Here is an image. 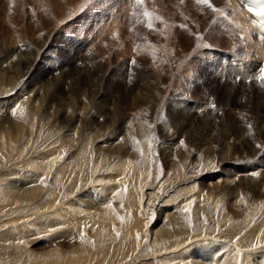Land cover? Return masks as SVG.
Returning <instances> with one entry per match:
<instances>
[{
	"label": "rangeland",
	"instance_id": "rangeland-1",
	"mask_svg": "<svg viewBox=\"0 0 264 264\" xmlns=\"http://www.w3.org/2000/svg\"><path fill=\"white\" fill-rule=\"evenodd\" d=\"M217 1L214 8L200 0H85L71 13L66 4L50 12L48 5L54 0H0V132L10 133L6 149L0 150V172L6 175L5 182L16 180V189L43 186L30 201L41 202L36 206L29 203L17 209V204L0 202V264H40L35 258L47 246L68 250L74 241L62 233L68 225L63 223L62 228L61 222L71 218L70 212L76 217L77 204L100 208L95 202L100 195L109 198L108 182H116L114 168L120 160L140 181L132 184L130 194L126 187L118 190L123 193L110 200L112 207L117 201L127 202V197L132 201L138 189L141 194L148 191L142 178L148 183L156 177L154 186L167 179L160 185L162 197L171 200L165 208L180 223V217H186L183 237L201 232L193 240L213 238L216 251L206 249L201 258L197 241L190 238L182 264H217L229 248L227 239L230 243L257 239L264 228V76L241 75L247 62L259 66V48L252 47L246 56L235 51V59L231 56L222 63L224 53L235 46L241 51L245 39L231 34L220 16L221 9L233 14L232 8H225L229 1ZM255 40L250 38L249 45ZM236 65L241 73L233 76L231 67ZM62 114L71 122H62ZM0 180L4 183V178ZM197 194L211 203L210 215H194ZM146 201L140 200L138 206L145 205L146 211L156 206H146ZM118 212L117 220L108 223L120 236L130 220ZM225 215L234 221L225 224ZM2 218L11 224L1 225ZM81 226L82 236H89L86 245L93 248L85 264H98L96 258L107 247L108 254L113 247L122 254L111 264H126L132 251L142 249L141 239L134 248L131 237L119 245L111 241L114 235L104 234L109 240L101 234L100 239L89 224ZM258 245L264 247V240ZM159 253L153 255L164 252ZM68 256L73 259L70 252ZM77 259L84 261L80 253ZM145 259L147 264L179 261L150 255Z\"/></svg>",
	"mask_w": 264,
	"mask_h": 264
},
{
	"label": "bare ground",
	"instance_id": "bare-ground-1",
	"mask_svg": "<svg viewBox=\"0 0 264 264\" xmlns=\"http://www.w3.org/2000/svg\"><path fill=\"white\" fill-rule=\"evenodd\" d=\"M217 0H200V2L203 4V5H207L208 7L209 6H213L214 8H216L215 7V2H216ZM227 2L228 1H230V0H226ZM85 2V0H54V5L52 6L51 5V3L48 5V6H50V8H51V10H50V12L51 11H55L56 9H58V8H60V6L59 5H61V4H66V6L68 7V9H70V11H71V13L74 11V10H76V8H78L82 3H84ZM90 2V1H89ZM217 2H219V1H217ZM227 4V3H226ZM236 2H231V4L230 5H226V7L224 6V5H218L219 7L221 6V7H225V8H232V9H230V11L232 10V12L234 13L235 12V14H236V18H234V20H240L243 16V14H240V15H238V13L234 10V8L236 7ZM65 6V5H64ZM200 8V7H199ZM211 8V7H210ZM80 9V8H79ZM79 9H77V10H79ZM76 10V11H77ZM200 10V9H199ZM213 10V9H212ZM216 10V9H215ZM75 11V12H76ZM196 11V10H195ZM198 11V10H197ZM196 11V12H197ZM216 12V11H215ZM231 13V12H230ZM195 14V13H194ZM199 15V14H198ZM56 16V15H55ZM189 17V16H188ZM192 17H194L193 16V14H192ZM190 19V18H189ZM188 19V20H189ZM196 19V18H195ZM192 20V19H191ZM197 20V19H196ZM198 21V20H197ZM196 21V22H197ZM199 21H200V19H199ZM198 21V22H199ZM189 22V21H188ZM164 27H166V26H164ZM185 27H186V25H185ZM195 27V26H194ZM197 27V26H196ZM166 29H167V27H166ZM187 29V28H186ZM165 30V29H164ZM163 29H162V31H164ZM190 30V29H189ZM234 29L233 28H231V30L230 31H233ZM174 32V31H173ZM172 32V33H173ZM166 33V32H165ZM171 33V32H170ZM198 33V32H197ZM162 34V33H161ZM169 34V33H168ZM163 35H164V33H163ZM172 35V34H171ZM167 37V36H166ZM174 38V37H173ZM250 38V37H249ZM256 44H257V42L256 43H254V50L256 51V49L255 48H259V46H256ZM253 45V44H252ZM262 48H259V50H258V52H259V54H260V58H261V56H262V50H261ZM175 52V51H174ZM231 52V54H236L235 52H232V51H230ZM33 60V59H32ZM20 61V60H19ZM246 62V61H245ZM33 63V62H32ZM259 63H260V61H259ZM29 64V63H28ZM247 64L248 65H245V68H243L245 71L243 72V73H241V69L236 65V67H234V66H232L231 67V69H232V71L233 72H235V75H233V76H236L237 74H240L241 73V75H242V77L243 78H245V77H248V75H250V76H252L253 74H256V71H257V69L259 68V66H258V64H256V63H254V62H247ZM30 66V65H29ZM15 69V68H14ZM20 69V68H19ZM252 69H254V70H252ZM250 71H253V73L252 74H250ZM19 72V71H18ZM223 73V72H222ZM17 74V73H16ZM79 75V74H78ZM78 87V86H77ZM74 88V87H73ZM52 94V93H51ZM68 96V95H67ZM148 96V95H147ZM60 97V96H59ZM152 102V101H151ZM6 103V102H5ZM150 105V104H149ZM152 105V104H151ZM43 112V111H42ZM149 113V112H148ZM57 114V113H56ZM45 115V114H44ZM23 116V115H22ZM114 116V115H113ZM67 116H65L64 114H62L61 115V118H62V122H66V123H69V122H71V120L70 119H68V118H66ZM68 117H70L71 118V114H69L68 115ZM47 118V117H46ZM115 118V117H114ZM147 118V117H146ZM68 120H70V121H68ZM115 120H117L116 118H115ZM112 121V120H111ZM114 121V120H113ZM115 123H117V122H115ZM12 125V124H11ZM19 126V125H18ZM17 126V124H16V127H18ZM65 126V125H64ZM115 126V125H114ZM1 127V126H0ZM7 128H9V127H7ZM119 128V127H118ZM2 129V128H1ZM5 129V128H4ZM24 129V128H23ZM85 129V128H84ZM181 129V128H180ZM193 129V128H192ZM117 130V129H116ZM195 130V129H194ZM1 131V130H0ZM118 131V130H117ZM150 131V130H149ZM5 132V131H4ZM3 131L2 132H0V150H5L6 148H5V141L6 140H8L9 139V135H10V133H4ZM8 132V131H7ZM20 132V131H19ZM116 132V131H115ZM9 134V135H8ZM12 135H14V132H13V134ZM166 134L165 133H162V137L164 138V136H165ZM194 135V134H193ZM12 138H15V137H13V136H11ZM196 137V136H195ZM191 138V137H190ZM198 138V137H197ZM196 138V139H197ZM98 140V139H97ZM189 140V139H188ZM198 140V139H197ZM64 141V140H63ZM84 141H86V140H84ZM200 141V140H199ZM75 142V141H74ZM79 142V141H78ZM70 143V142H69ZM82 143V142H81ZM7 144H9L8 142H7ZM71 144V143H70ZM85 145V144H84ZM86 146V145H85ZM7 147V146H6ZM153 147V146H152ZM5 148V149H4ZM102 149V148H101ZM106 149V148H105ZM75 150V149H74ZM103 150V149H102ZM127 150V149H126ZM97 151V150H96ZM83 152V151H82ZM87 152V151H86ZM104 152V151H103ZM113 153V152H112ZM2 154V153H1ZM9 154V153H8ZM80 154H81V152H80ZM125 155V154H124ZM30 156V155H29ZM133 156V155H132ZM51 157V156H50ZM108 157V156H107ZM124 157V156H123ZM114 158V157H113ZM116 158H118V157H116ZM79 159H82L81 161H82V163L84 162V159H85V157L84 156H82L81 158H79ZM97 159V158H96ZM107 159V158H106ZM0 160H1V158H0ZM119 160V159H118ZM135 160V159H134ZM102 161V160H101ZM1 162V161H0ZM28 162H30V163H34V162H32V160H29ZM79 163H80V161H78ZM29 163V164H30ZM81 163V164H82ZM85 163V162H84ZM93 163V162H92ZM24 164V163H23ZM129 164V163H128ZM132 164V163H131ZM83 165V164H82ZM157 165H158V163H156V167L155 168H158L157 167ZM26 166V165H25ZM24 166V167H25ZM28 166V165H27ZM32 166H34V165H32ZM84 166V165H83ZM31 167V166H30ZM46 167V166H45ZM45 167H42V169L44 170L45 169ZM50 167V166H49ZM73 167V166H72ZM97 167V166H96ZM127 162L124 160H120V162H118V164H116L115 165V170L117 171L116 172V174H115V179L114 180H116V182L117 181H119L118 182V184L116 185V182L115 183H111V182H108L109 183V188L107 189L108 191H107V193H108V195H110L109 196V198L108 199H105L104 197H102L101 195V197L99 196V200H98V203L97 202H95L96 204H98L99 205V209H98V206L96 207L95 206V208H90L89 206H86V205H83V204H77V207H76V205H75V207L74 208H76L75 209V211L77 210V212L79 213V217L77 216L78 215V213H77V215H76V217H74L73 218V214H74V212H73V214H72V212H70V213H68L69 214V217H70V215H71V218H68V221H67V217H64V216H66V215H63V214H61L64 218H66V220H64L63 222H61V227L63 228V227H65V226H63V223L65 224V223H67V225L68 226H66L65 228H64V230H62V233H64V235L65 234H67L68 235V237L70 238L69 240L72 242V241H74V242H72L71 244V246H69L70 248H68V250H66V249H64L61 245H55V246H47L48 248H46V249H44V251H42L39 255H38V253H37V258H35L36 259V261H37V259H38V261L40 262V264H41V261H42V263H44V264H46V260L48 259V258H51V261L49 262V263H47V264H51V262L53 263V264H70V263H68L69 261L72 263V264H85L86 262H88L87 261V259H88V252L91 250V249H93L92 247H89L88 248V246L86 245V243H87V241H88V239H89V236H88V239L86 238V237H84V236H82V234H81V231H82V227L83 226H81V225H83V224H89L90 226H91V232L93 231V233L94 232H97V233H99L100 234V236H99V238L101 239V238H104V237H108L109 235L108 234H110V236L111 235H114L115 233L114 232H112V231H114L113 230V226H112V223H108V222H110V219H111V221L112 220H117V212L118 211H120V212H122L121 214H123L124 216H125V219L126 220H130L129 221V223H127V225H125L126 227H127V230L125 231V232H123V231H121V232H123L120 236H118V235H114V236H112L113 238H112V240L109 238V240H111L112 242L113 241H117L118 243H119V245H120V243L124 240L123 238H125V237H131V239H130V244H131V247L134 245H136V243H137V239H141V242H142V249L140 250V251H138L137 253H135L134 251H132V254H133V258L132 257H130V258H132V259H130L129 258V260L130 261H128L126 264H147L148 262H147V259H145L146 257L148 258V256L150 255V257H152L153 256V258H160V260L162 261V260H164V261H168L169 260V257H170V259L172 258V259H179V261H180V263H181V260H182V258L184 259L185 257H188V256H186V252H185V250H186V248H188L189 247V245H190V243L188 242V240L190 239V238H192V242L193 241H197V244H194L196 247V251L198 252V254L200 255V258H201V256L203 255V257H204V255H205V250L206 249H208V251H209V248L212 250L211 251V253H214L215 251H216V249H215V247H214V244H213V241H212V239H211V237H210V239H211V241H210V239L208 238V236H205V237H201V238H196L195 240H193V237H195V235H200L201 234V232L200 233H196V234H193V236H189V237H187L186 235L183 237V233H181L182 231H183V229H185L186 228V217H180V219H182V221H181V223L178 221L179 219V217L178 218H175L174 216H173V214H172V216H169V213H168V211H169V209L168 208H165L166 206H168V204H170V203H168L167 204V201H171V200H169V199H167V197L165 196L164 198L162 197V193H163V190H162V186H160V185H164L165 183H166V181H167V179H165L164 181H163V183L162 184H160V182L157 184V186H154L155 185V183L157 182V181H155V179H156V177H153L154 179H153V181L151 180L150 182H148V183H146V179H144V178H142V183H143V186L144 187H146L147 189L146 190H148V191H145L143 194H141L140 192H139V189H138V191L136 192V193H134V198H133V200L132 201H130L131 200V198H130V200L128 199V197H127V202L125 203V202H123L124 203V206H122L123 205V203L122 202H120V201H115L116 202V204H114L115 205V207H112V203L110 202V200H116V198H118V193H120L118 190H120L121 188L123 189H125V187L126 188H128L129 189V193L128 194H130L131 193V186H132V184H134V183H136L137 184V182H139L140 181V177L138 176V175H132V173L131 172H129L128 173V168L129 167H127ZM79 168H82L83 169V167H79V165H78V169ZM140 168V167H139ZM87 169H89L88 167H87ZM1 170V169H0ZM3 170V169H2ZM1 170V171H2ZM40 170V169H39ZM84 170H85V168H84ZM96 170V169H95ZM9 171V170H8ZM7 171V172H8ZM27 171V170H26ZM36 171V170H35ZM4 172V171H3ZM32 172V171H31ZM136 173V172H135ZM35 175V174H34ZM100 175V174H99ZM30 176V175H29ZM135 176H137V177H139V178H137L135 181L133 180V177H135ZM34 177V176H33ZM0 178H4V183H1V180H0V202L1 201H3L4 202V204L5 203H7V204H12V206L13 205H16L17 204V209H19V207L20 208H22L21 206H26V205H28L29 203H31L30 201H32V199H36V197H38L39 196V192L43 189V186L41 185V184H35V182H34V184L35 185H32V187L31 188H29V189H27V190H20V189H16L15 187L16 186H18L17 184L16 185H13V183H15L16 182V180L15 181H9V182H5V179H7L6 178V175H4V174H2L1 172H0ZM15 178V177H14ZM24 180V179H23ZM34 180V179H33ZM97 180V179H96ZM99 180V179H98ZM264 180V179H263ZM8 181V180H7ZM25 181V180H24ZM135 184V185H136ZM226 184V183H225ZM135 185H134V188H135ZM15 186V187H14ZM30 186H31V183H30ZM20 187V186H19ZM151 187H153V189H155L153 192H151V191H149V188L150 189H152ZM23 188V187H22ZM70 188V187H69ZM117 188V189H116ZM102 189V188H101ZM105 189V188H104ZM116 189V190H115ZM128 189H127V191H128ZM71 191V190H70ZM118 191V192H117ZM165 191V190H164ZM55 192V191H54ZM117 192V193H116ZM204 192V191H203ZM56 193V192H55ZM121 193H123V192H121ZM120 193V195H122ZM205 193V192H204ZM54 194V193H53ZM119 195V196H120ZM138 195H140L139 196V198H138ZM164 195V194H163ZM85 196V195H84ZM126 196H127V194H126ZM197 196V198H198V200H197V202H196V204H198L197 205V207L194 209L195 211V213H194V215L196 214L197 215V218H200L201 216L203 217V214H205V213H207L208 215H210V212H209V207L208 206H211V205H209V204H211L210 202H208L207 203V201H205L206 199H205V196L203 195V194H197L196 195ZM121 197V196H120ZM119 197V198H120ZM132 197V196H131ZM88 198H90L91 200H94V201H97V200H95V198H91L90 196L88 197ZM123 198V197H122ZM210 198V197H209ZM46 199V198H45ZM145 199H147V201H146V206L147 205H151V204H154V203H156V206H153V208H151V206H150V209H149V211H148V209H147V211H146V209L144 208L145 207V205L144 206H138V203H139V201L140 200H145ZM44 200V199H43ZM50 200V199H49ZM52 200H54V199H52ZM187 200V199H186ZM201 200V202H199ZM242 200V199H241ZM42 201V200H41ZM114 202V201H113ZM114 202V203H115ZM132 202V203H131ZM235 202V201H234ZM2 203V202H1ZM41 202H35L34 204H32V205H37V204H40ZM74 202H70L69 204L70 205H72ZM141 203V202H140ZM181 203V202H180ZM3 204V203H2ZM216 204H217V201H216ZM220 204H221V202H220ZM157 205H161L162 206V208L161 209H163V211L165 212V214H166V211H167V214L165 215V216H161V214L163 213V212H161V209L160 208H158L157 209ZM171 205V204H170ZM194 205V204H193ZM214 205V204H213ZM212 205V206H213ZM11 206V207H12ZM41 206H43V204L41 205ZM176 206V205H175ZM182 206V205H181ZM195 206V205H194ZM138 207H140V208H138ZM159 207V206H158ZM180 207V206H179ZM186 207V206H185ZM149 208V207H148ZM211 208H213V207H211ZM220 208H222V210L224 209V207H220ZM25 209V207L23 208V210ZM178 209V212H179V210L181 209V208H177ZM176 209V210H177ZM6 210V209H5ZM12 210V209H11ZM208 210V211H207ZM213 210V209H212ZM51 211V210H50ZM187 211V210H186ZM210 211H211V209H210ZM24 212V211H23ZM35 213H36V211H34ZM53 212V211H52ZM181 213H182V211H180ZM216 212V211H215ZM31 213V212H30ZM37 213H39V212H37ZM36 213V214H37ZM49 213H51V212H49ZM56 213V212H55ZM55 213H52V214H55ZM119 213V212H118ZM219 213H221V212H219ZM2 214H3V211H2ZM15 214V213H14ZM17 214H19V213H17ZM24 214H26V213H24ZM24 214H22V215H24ZM34 214V213H33ZM35 214V215H36ZM44 214V213H43ZM59 214V213H58ZM59 214V215H60ZM188 214V213H187ZM226 214V213H225ZM38 215V214H37ZM42 215V214H41ZM55 215H57V213L55 214ZM82 215V216H81ZM123 215H121L122 217H124ZM164 215V214H163ZM175 215V214H174ZM195 215V216H196ZM227 215V214H226ZM225 215V220L226 221H224L225 222V224H226V222H228V224H230V223H232L234 220L233 219H230L229 217H227ZM43 216H45V215H43ZM47 216H49V215H47ZM81 216V217H80ZM177 216V215H176ZM185 216V215H184ZM229 216V215H228ZM5 217H7V216H5ZM32 217H34V216H32ZM39 217V216H38ZM49 217H51V216H49ZM49 217H48V219H49ZM53 217H54V215H53ZM52 217V218H53ZM58 217V216H57ZM62 217V218H63ZM14 218V217H13ZM23 218V217H22ZM25 218V217H24ZM23 218V219H24ZM27 218V217H26ZM196 218V217H195ZM223 218H224V216H223ZM2 219H4V222H2L1 223V225H6V224H8V223H10V221H9V219L8 218H2ZM29 219V218H28ZM104 219H106V221H104ZM36 220V219H35ZM63 220V219H62ZM119 220V219H118ZM122 220V219H121ZM189 220V219H188ZM196 220V219H195ZM233 220V221H232ZM24 221V220H23ZM33 221H34V219H33ZM44 221H46V220H44ZM52 221H53V219H52ZM77 221V224H74L75 222ZM120 221V220H119ZM201 221L203 222V220L201 219ZM264 221V220H263ZM36 222V221H35ZM42 222V221H41ZM47 222H48V220H47ZM107 222V223H106ZM117 222V221H116ZM121 222V221H120ZM119 222V223H120ZM162 222V223H161ZM189 222V221H188ZM213 222V221H212ZM50 224H51V222H49ZM118 223V224H119ZM122 223V222H121ZM125 223V222H124ZM262 223V222H261ZM11 224V223H10ZM43 225H44V222L42 223ZM197 225H198V227H200L201 226V223L199 222H197L196 223ZM16 225V224H15ZM47 225V224H46ZM52 225V224H51ZM117 225V224H116ZM187 225H188V223H187ZM200 225V226H199ZM263 225V224H262ZM42 226V225H41ZM53 226V225H52ZM73 226H75L76 228L75 229H71V227L73 228ZM151 226H152V229H151ZM60 227V226H59ZM198 227H197V229H198ZM204 227V226H203ZM232 227V226H231ZM5 228V227H4ZM48 228H50V225L48 224ZM56 228V227H55ZM107 228H108V230H107ZM115 228V227H114ZM119 228H121V227H119ZM118 228V229H119ZM263 228V227H262ZM7 229V228H6ZM117 229V230H118ZM189 229V228H188ZM202 229V228H201ZM15 230V229H14ZM17 230V229H16ZM77 230V231H76ZM150 230V231H149ZM209 230V229H208ZM216 230V229H215ZM52 231V230H51ZM54 231V230H53ZM52 231V232H53ZM85 231V230H84ZM195 231H196V229H195ZM199 231V230H198ZM261 231V230H260ZM22 232V231H21ZM116 232V231H115ZM184 232V231H183ZM194 232V231H193ZM197 232V231H196ZM204 232H205V230H204ZM211 232V229H210V231H209V233ZM4 233V232H3ZM92 233V234H93ZM211 233H213V231L211 232ZM260 233V235L258 236V234ZM259 233H257V239L256 240H252V239H247L246 241H240V242H231L230 243V241L227 239V241H226V244H228L227 246L229 247L228 248V250L226 251V254H224V255H220L219 257H218V260L216 261V262H218L217 264H252V263H256V264H263L262 263V260H264V247H261L260 245H258V244H260L261 242H263V240H264V228H263V231L262 232H259ZM88 234V233H87ZM91 234V235H92ZM101 234L104 236V237H102L101 236ZM108 235V236H105V235ZM248 234V233H247ZM94 235V234H93ZM205 235H207V234H205ZM214 235H215V233H214ZM252 235V234H251ZM96 236V235H95ZM200 236H202V234L200 235ZM213 236V235H212ZM178 237H179V239H178ZM183 237V238H182ZM214 237V236H213ZM225 237L227 238V236L225 235ZM224 237V238H225ZM63 238V237H62ZM95 238V237H94ZM223 238V239H224ZM61 239V238H60ZM96 239V238H95ZM94 239V240H95ZM97 239H98V235H97ZM217 239V238H216ZM221 239V238H220ZM263 239V240H262ZM129 240V239H128ZM207 240H209V241H207ZM218 240V239H217ZM238 240V239H237ZM53 241H54V239H53ZM66 241V240H65ZM190 241V240H189ZM145 242H148V243H146L145 244ZM188 242V243H187ZM215 242V241H214ZM225 242V241H224ZM114 243V242H113ZM113 243H111V244H113ZM116 243V242H115ZM117 243V244H118ZM258 243V244H257ZM110 244V245H111ZM122 244H123V242H122ZM121 244V245H122ZM191 244H193V243H191ZM224 244V243H223ZM115 245V244H114ZM127 245V244H126ZM28 246V245H27ZM134 246H133V248H134ZM188 246V247H187ZM94 247V246H93ZM95 248V247H94ZM109 247H107V248H105V250H102L101 251V253H100V256H99V258H96L97 260H98V264L100 263V264H111L112 262H115L114 261V259L115 258H117L119 255L122 257V254H118L119 252L117 251H115L116 249L113 247L112 248V250H113V253H109L108 254V249ZM119 249V248H118ZM227 249V248H226ZM15 250V249H14ZM89 250V251H88ZM225 250V249H224ZM11 251V250H10ZM17 251V249L15 250V252ZM28 251V250H27ZM70 252V254H71V256L70 257H72L73 259H69V256H68V254H69V252ZM78 255V256H76V257H74L76 254L74 253V252ZM99 251V250H98ZM122 251V250H121ZM126 251H128V249L126 250ZM188 251V250H187ZM219 251V250H218ZM220 251H222V250H220ZM219 251V252H220ZM9 252V251H8ZM154 252L155 253H159V252H164L162 255H157V256H155V255H153L154 254ZM11 253V252H10ZM13 253V252H12ZM79 253L80 254H82V257H83V260L84 261H82L81 259L79 260V259H77V258H79ZM15 254V253H14ZM234 254H236L237 256L234 258V261H233V257H234ZM17 255V254H16ZM218 255V254H217ZM18 256V255H17ZM16 256V257H17ZM30 256V255H29ZM28 256V257H29ZM103 256H107V259L105 260V259H103ZM169 256V257H168ZM32 257H33V255H32ZM34 257H36V256H34ZM105 258V257H104ZM260 260H259V259ZM46 259V260H45ZM181 259V260H180ZM205 259V258H204ZM105 260V261H104ZM150 259H148V261H149ZM185 260V259H184ZM215 260V259H214ZM176 261V260H175ZM179 261H176L177 263L179 262ZM230 261H233V262H230ZM97 262V261H96ZM169 262V261H168ZM173 262V261H172ZM37 263V262H36ZM121 263V262H120ZM153 263H156V261H154V259H153ZM171 263V262H170ZM176 263V264H177ZM182 263H184L183 261H182ZM181 263V264H182ZM185 263H187V262H185ZM33 264H34V262H33ZM38 264V263H37ZM157 264V263H156ZM160 264V263H159ZM166 264V263H165ZM174 264V263H173ZM188 264V263H187Z\"/></svg>",
	"mask_w": 264,
	"mask_h": 264
}]
</instances>
